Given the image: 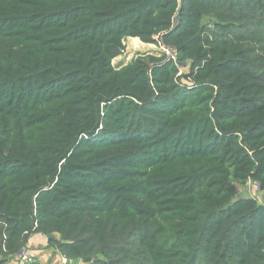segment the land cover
<instances>
[{"label": "trees", "instance_id": "1", "mask_svg": "<svg viewBox=\"0 0 264 264\" xmlns=\"http://www.w3.org/2000/svg\"><path fill=\"white\" fill-rule=\"evenodd\" d=\"M178 8L0 0V257L264 264V0Z\"/></svg>", "mask_w": 264, "mask_h": 264}, {"label": "rangeland", "instance_id": "2", "mask_svg": "<svg viewBox=\"0 0 264 264\" xmlns=\"http://www.w3.org/2000/svg\"><path fill=\"white\" fill-rule=\"evenodd\" d=\"M131 38H127L123 41L124 50L122 51L121 55L115 58L112 61V65L115 68H121L127 63L131 62L138 54H155L159 56L160 54L172 56L174 55V51L171 49L166 48H158L155 45H148L143 43L133 44L130 40ZM180 72L182 74L187 73V66L180 69ZM236 192H237V198H253L257 200L259 203H263L262 200V193L258 191L253 185L250 184V182L247 185H235ZM48 244V243H47ZM49 248V247H48ZM52 249V248H50ZM55 253L56 251L52 249L50 251L51 254ZM57 254V253H56ZM60 260V258H59ZM46 261H43V264H45ZM74 264H81L79 262H75Z\"/></svg>", "mask_w": 264, "mask_h": 264}, {"label": "crops", "instance_id": "3", "mask_svg": "<svg viewBox=\"0 0 264 264\" xmlns=\"http://www.w3.org/2000/svg\"><path fill=\"white\" fill-rule=\"evenodd\" d=\"M54 238L57 239L58 236L54 235ZM47 243V237L38 234L32 235L28 239L25 246L30 250L32 255L31 264H43L44 260L46 261L45 264H59L60 255L56 254V252L51 254L50 251H52V249L48 248ZM8 259L0 257V261H4L3 264H17L14 258Z\"/></svg>", "mask_w": 264, "mask_h": 264}, {"label": "built area", "instance_id": "4", "mask_svg": "<svg viewBox=\"0 0 264 264\" xmlns=\"http://www.w3.org/2000/svg\"><path fill=\"white\" fill-rule=\"evenodd\" d=\"M173 56L174 55H172L171 57ZM250 184L253 185L259 191V185L256 182H250ZM13 258L17 264H29L32 261V255L30 253V250H28L26 246L21 247ZM59 264H71V261L66 259L64 256H60Z\"/></svg>", "mask_w": 264, "mask_h": 264}, {"label": "water", "instance_id": "5", "mask_svg": "<svg viewBox=\"0 0 264 264\" xmlns=\"http://www.w3.org/2000/svg\"><path fill=\"white\" fill-rule=\"evenodd\" d=\"M178 6H179V8H178L177 16L180 14V11H181V9H182V6H183V0H178Z\"/></svg>", "mask_w": 264, "mask_h": 264}]
</instances>
